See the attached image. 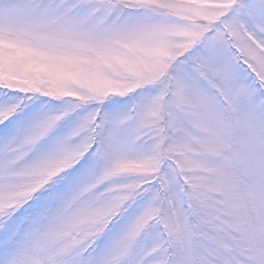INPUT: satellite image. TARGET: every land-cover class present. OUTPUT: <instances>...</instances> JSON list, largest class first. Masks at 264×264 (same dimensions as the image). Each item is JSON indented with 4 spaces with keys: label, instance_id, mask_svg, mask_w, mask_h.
<instances>
[{
    "label": "snow or ice",
    "instance_id": "1",
    "mask_svg": "<svg viewBox=\"0 0 264 264\" xmlns=\"http://www.w3.org/2000/svg\"><path fill=\"white\" fill-rule=\"evenodd\" d=\"M0 264H264V0H0Z\"/></svg>",
    "mask_w": 264,
    "mask_h": 264
}]
</instances>
